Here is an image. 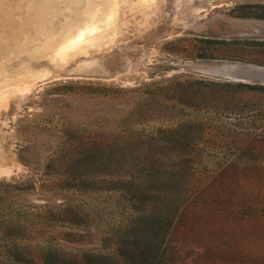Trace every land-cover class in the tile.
Returning <instances> with one entry per match:
<instances>
[{"label":"rangeland","instance_id":"obj_1","mask_svg":"<svg viewBox=\"0 0 264 264\" xmlns=\"http://www.w3.org/2000/svg\"><path fill=\"white\" fill-rule=\"evenodd\" d=\"M0 11V264H264V0Z\"/></svg>","mask_w":264,"mask_h":264},{"label":"trees","instance_id":"obj_2","mask_svg":"<svg viewBox=\"0 0 264 264\" xmlns=\"http://www.w3.org/2000/svg\"><path fill=\"white\" fill-rule=\"evenodd\" d=\"M223 84L225 85H235V86H247V87H253V88H260L262 90H264V85L261 84H248V83H244V82H230V81H226L223 82ZM152 175H154L155 173H151ZM164 175V176H162ZM185 176L184 173H182L180 170H176L175 168L169 172H167L166 174H159L156 173L155 174V179L159 180L161 182L173 185L174 187L178 184L181 183L183 177ZM155 195H157L158 198H163V200L169 202L171 201L174 204V206H172L171 210L172 213L174 215H178V212L180 211V207H178L179 205H177L178 203H183L185 200L183 198H181V194L180 192H178L177 190H172L171 193H165V192H156L155 191ZM160 219V217H158ZM139 223L133 222L130 227L128 228V232L127 233H131L133 238L135 239L133 242L131 243H135L136 246L134 248H132V251H126L128 254H130V257L134 260H136L137 262H141V263H147L150 259H155V239H159L161 237L160 233L157 232L156 235L154 236V232H144L143 230H141L139 227L140 225H138ZM139 242V243H137ZM60 258L56 257L54 254H50L49 256V260L48 263L50 264H56L57 262H61L59 261Z\"/></svg>","mask_w":264,"mask_h":264},{"label":"water","instance_id":"obj_3","mask_svg":"<svg viewBox=\"0 0 264 264\" xmlns=\"http://www.w3.org/2000/svg\"><path fill=\"white\" fill-rule=\"evenodd\" d=\"M239 78H241V81H245V80H250V79H258L259 77H258V75L256 76V75H253V76H251V77H239Z\"/></svg>","mask_w":264,"mask_h":264},{"label":"bare ground","instance_id":"obj_4","mask_svg":"<svg viewBox=\"0 0 264 264\" xmlns=\"http://www.w3.org/2000/svg\"><path fill=\"white\" fill-rule=\"evenodd\" d=\"M3 8V7H2ZM1 12V11H0ZM36 18V17H35ZM21 33V32H20ZM256 67V66H255ZM259 68V67H258ZM259 70H262V69H259ZM260 73V72H259ZM260 82H262V81H260ZM1 170V169H0Z\"/></svg>","mask_w":264,"mask_h":264}]
</instances>
